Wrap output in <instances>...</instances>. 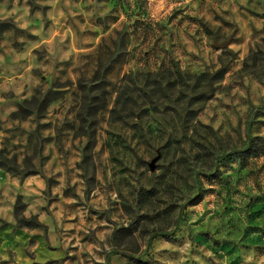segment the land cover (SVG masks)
Listing matches in <instances>:
<instances>
[{
  "label": "rangeland",
  "instance_id": "rangeland-1",
  "mask_svg": "<svg viewBox=\"0 0 264 264\" xmlns=\"http://www.w3.org/2000/svg\"><path fill=\"white\" fill-rule=\"evenodd\" d=\"M0 20V223L30 264H264V0Z\"/></svg>",
  "mask_w": 264,
  "mask_h": 264
},
{
  "label": "crops",
  "instance_id": "crops-1",
  "mask_svg": "<svg viewBox=\"0 0 264 264\" xmlns=\"http://www.w3.org/2000/svg\"><path fill=\"white\" fill-rule=\"evenodd\" d=\"M30 236L25 228L0 223V264H30Z\"/></svg>",
  "mask_w": 264,
  "mask_h": 264
},
{
  "label": "trees",
  "instance_id": "trees-1",
  "mask_svg": "<svg viewBox=\"0 0 264 264\" xmlns=\"http://www.w3.org/2000/svg\"><path fill=\"white\" fill-rule=\"evenodd\" d=\"M4 23H5V22H4L3 20H0V26H2ZM21 220H23L25 223H27V222H31V221H30L31 219H27V218H21ZM35 224H37V223H34V222H33V225H35Z\"/></svg>",
  "mask_w": 264,
  "mask_h": 264
},
{
  "label": "water",
  "instance_id": "water-1",
  "mask_svg": "<svg viewBox=\"0 0 264 264\" xmlns=\"http://www.w3.org/2000/svg\"><path fill=\"white\" fill-rule=\"evenodd\" d=\"M152 160H154V159H152ZM150 167H153L152 163H150Z\"/></svg>",
  "mask_w": 264,
  "mask_h": 264
}]
</instances>
